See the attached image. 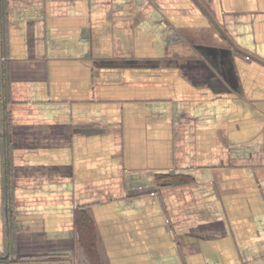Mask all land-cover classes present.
I'll use <instances>...</instances> for the list:
<instances>
[{"label":"crops","instance_id":"crops-1","mask_svg":"<svg viewBox=\"0 0 264 264\" xmlns=\"http://www.w3.org/2000/svg\"><path fill=\"white\" fill-rule=\"evenodd\" d=\"M264 264V0H0V264Z\"/></svg>","mask_w":264,"mask_h":264},{"label":"trees","instance_id":"trees-1","mask_svg":"<svg viewBox=\"0 0 264 264\" xmlns=\"http://www.w3.org/2000/svg\"><path fill=\"white\" fill-rule=\"evenodd\" d=\"M77 228L80 234V242L86 252L91 255L95 264H97V253L95 236L93 234V226L84 216L77 221Z\"/></svg>","mask_w":264,"mask_h":264},{"label":"rangeland","instance_id":"rangeland-1","mask_svg":"<svg viewBox=\"0 0 264 264\" xmlns=\"http://www.w3.org/2000/svg\"><path fill=\"white\" fill-rule=\"evenodd\" d=\"M5 260H6V259L1 258V256H0V263H5Z\"/></svg>","mask_w":264,"mask_h":264}]
</instances>
